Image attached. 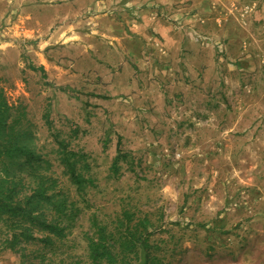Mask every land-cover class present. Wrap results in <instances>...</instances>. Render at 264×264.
I'll return each instance as SVG.
<instances>
[{
	"label": "rangeland",
	"instance_id": "obj_1",
	"mask_svg": "<svg viewBox=\"0 0 264 264\" xmlns=\"http://www.w3.org/2000/svg\"><path fill=\"white\" fill-rule=\"evenodd\" d=\"M133 1L107 11H136L144 41L134 61L113 49L106 58L117 61L105 63L62 47L74 22L87 29L86 13L0 0V41H10L0 97L33 155L16 158L24 166L10 176L55 179L69 212L68 236L45 258L89 264L97 220L122 236L148 230L167 264H264V0ZM66 157L86 180L79 187ZM34 254L6 249L0 264H37Z\"/></svg>",
	"mask_w": 264,
	"mask_h": 264
},
{
	"label": "trees",
	"instance_id": "obj_2",
	"mask_svg": "<svg viewBox=\"0 0 264 264\" xmlns=\"http://www.w3.org/2000/svg\"><path fill=\"white\" fill-rule=\"evenodd\" d=\"M9 109V104L0 97V165L6 172L0 178V251L11 249L22 258L33 252L37 264H51L45 252L53 251L68 236L69 226L64 222L69 215L68 207L59 197L55 179L39 174L31 185L21 176H10L16 158L25 156V162L31 163L33 155L21 145L20 133L14 129L17 120L9 121ZM17 164L23 169V163ZM66 165L74 184L79 187L86 182L68 157ZM94 226V234L88 237L89 264H167L157 254L155 243L149 242L148 230H141L138 224L127 228L125 236L109 232L97 220ZM153 233L150 230V236ZM32 244L40 245V250H28Z\"/></svg>",
	"mask_w": 264,
	"mask_h": 264
},
{
	"label": "crops",
	"instance_id": "obj_3",
	"mask_svg": "<svg viewBox=\"0 0 264 264\" xmlns=\"http://www.w3.org/2000/svg\"><path fill=\"white\" fill-rule=\"evenodd\" d=\"M59 1H61L62 5L67 7V12L73 14L75 18L81 13H86L82 23L84 22L88 25L85 31H78L75 27L79 24L78 22H74L73 28L77 31H74L73 35L68 36L67 39L70 40L62 46L64 49H67V52L85 56H87V54L99 55L104 57L105 63L124 59L126 55L131 59V56H136L138 54L139 43H143L144 38L134 32V28L139 24L143 27V23L140 22L141 20L138 19V17L135 18L137 12L133 11V13L132 8H124V11H117L121 16H118V14L116 16L113 10L111 11L112 13L110 10L107 11V9H111V7H115L116 5L119 7L120 3L123 2H125L124 5H131L134 2L133 0L128 2L124 0H55L58 6L60 4ZM129 13L131 14L129 15ZM143 15L145 18L142 20L150 23V30L152 27H155L162 35L166 34L167 31L163 29L164 22L161 18L150 15V20H148V12L143 13ZM37 16L40 19L41 15L38 14ZM54 37L55 36L52 35L51 39ZM9 42L7 38H4L0 41V46ZM113 49L120 51V56L117 60L112 58L108 61L106 56H111L113 54L111 50ZM4 61L7 63L8 59L4 58ZM46 63L47 62H41V65L47 67ZM128 64L129 63L126 62L125 73L130 71ZM49 66L51 65L49 64Z\"/></svg>",
	"mask_w": 264,
	"mask_h": 264
}]
</instances>
